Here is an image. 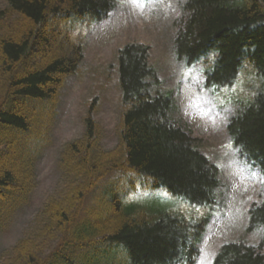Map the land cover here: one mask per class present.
<instances>
[{
  "label": "trees",
  "instance_id": "trees-1",
  "mask_svg": "<svg viewBox=\"0 0 264 264\" xmlns=\"http://www.w3.org/2000/svg\"><path fill=\"white\" fill-rule=\"evenodd\" d=\"M5 1L0 10V230L32 188L42 136L57 116L67 78L83 60L79 32L114 8L112 0ZM182 11L174 22L175 55L201 65L207 86L230 89L237 112L228 133L239 156L264 178V0H186ZM148 58L147 45L120 50L119 144L103 150L97 123L91 115L86 118L84 135L61 156L66 188L45 205L39 231L15 245L9 264L195 263L218 200V169L173 123L169 94H153ZM133 187L164 189L179 205L167 209V201L149 195L129 199ZM249 215L251 230L264 229V201ZM214 264H264V254L229 243Z\"/></svg>",
  "mask_w": 264,
  "mask_h": 264
},
{
  "label": "rangeland",
  "instance_id": "rangeland-1",
  "mask_svg": "<svg viewBox=\"0 0 264 264\" xmlns=\"http://www.w3.org/2000/svg\"><path fill=\"white\" fill-rule=\"evenodd\" d=\"M183 1L115 0V8L106 18L79 32L84 44L82 66L67 78L61 91L57 118L48 128L52 131L38 158L31 195L5 217L0 231V264H9L15 245L23 237L39 231L45 202L65 186V176L59 165L61 151L67 142L83 134L84 117L89 112L93 111L92 116L101 127L102 146L117 145L121 98L116 56L119 47L130 41H142L151 46L150 61L157 67L164 86L172 90L173 118L198 138L204 153L221 166L219 200L222 209L211 221L196 264H212L224 240L245 237L247 209L262 199V182L254 172L252 181L255 186L260 185L250 194L245 193L241 173L245 165L231 147L226 132L227 120L234 113L233 106L220 103L210 90L202 89L201 72L185 68L174 56L177 28L173 22L181 15ZM4 5L5 1L0 0V10ZM54 52L59 53L58 49ZM153 194L161 203L167 201V209L179 205V199L163 189L154 190ZM260 237V233L247 234L249 242H258ZM54 243L55 240L48 243V250ZM262 250L264 252V247Z\"/></svg>",
  "mask_w": 264,
  "mask_h": 264
}]
</instances>
